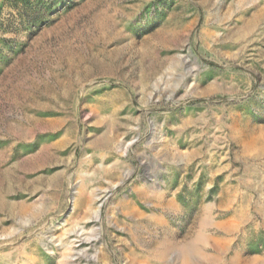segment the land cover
I'll list each match as a JSON object with an SVG mask.
<instances>
[{"label":"rangeland","instance_id":"obj_1","mask_svg":"<svg viewBox=\"0 0 264 264\" xmlns=\"http://www.w3.org/2000/svg\"><path fill=\"white\" fill-rule=\"evenodd\" d=\"M0 264H264V0H0Z\"/></svg>","mask_w":264,"mask_h":264}]
</instances>
